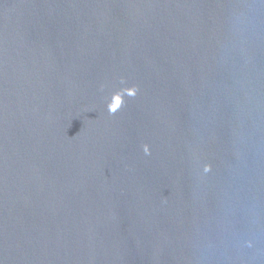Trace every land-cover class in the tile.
Here are the masks:
<instances>
[{
  "label": "water",
  "instance_id": "1",
  "mask_svg": "<svg viewBox=\"0 0 264 264\" xmlns=\"http://www.w3.org/2000/svg\"><path fill=\"white\" fill-rule=\"evenodd\" d=\"M0 264H264V0H0Z\"/></svg>",
  "mask_w": 264,
  "mask_h": 264
}]
</instances>
